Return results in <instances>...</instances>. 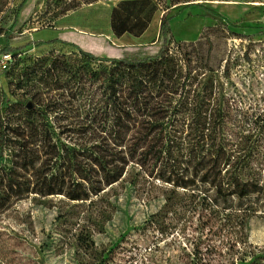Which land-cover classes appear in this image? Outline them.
I'll return each mask as SVG.
<instances>
[{"label": "trees", "instance_id": "trees-1", "mask_svg": "<svg viewBox=\"0 0 264 264\" xmlns=\"http://www.w3.org/2000/svg\"><path fill=\"white\" fill-rule=\"evenodd\" d=\"M191 5L218 17L187 0L185 6ZM157 10L154 0H119L109 11L110 31L139 37ZM17 15L2 32L0 51L12 55L8 66L18 71L12 74L18 88L25 90L34 77L43 89L35 91L30 108L20 102L19 112L10 110L11 99L0 93L5 110L0 111V154L8 152V163L0 166V209L29 196H59L108 217L114 211L111 192L122 182L142 197L160 193L161 206L146 220L159 231L196 214L202 226L219 220L244 230L255 208L238 203L264 192V181L226 169L230 162L217 136L220 116L212 89L190 86V58L181 44L177 53L170 48L171 16L164 12L159 20L156 51H150L151 44L105 42L97 56L88 46L71 44L76 54L46 55L17 68L25 47L9 42ZM51 114L58 126L48 119Z\"/></svg>", "mask_w": 264, "mask_h": 264}, {"label": "rangeland", "instance_id": "rangeland-1", "mask_svg": "<svg viewBox=\"0 0 264 264\" xmlns=\"http://www.w3.org/2000/svg\"><path fill=\"white\" fill-rule=\"evenodd\" d=\"M21 1L0 0V50L5 43L2 32L18 12L9 36L11 46H25L19 51L17 68L46 55L76 54L71 45L76 44L67 41L72 36L82 39L84 49L88 46L89 52L100 55L93 42H110L105 37L111 33L109 11L119 0H25L18 9ZM154 1L158 10L143 37L126 34L120 41L111 38V43L151 44L150 51H156L159 20L164 12L171 16L170 48L177 53L179 43L190 58V86L199 92L212 89V105L220 116L217 136L230 162L226 169L261 183L264 0H190L218 17L195 5L185 6L187 0ZM174 2L179 3L172 5ZM88 31L100 36L94 41ZM57 37L64 39L51 41ZM40 40L46 45L38 44ZM17 72L9 66L0 69V93L5 91L11 99L10 110L19 112L20 102H32L35 91L43 87L33 77L25 90L18 88ZM0 111L5 110L0 107ZM48 119L56 122L52 114ZM7 156L6 151L0 154V166L8 163ZM111 193L114 211L108 217H96L92 208L73 205L59 196H29L0 209V264H247L253 258L255 264H264V192L238 203L241 208H255L248 213L243 231L219 220L202 226L197 214L159 231L146 220L161 206L160 193L153 190L142 197L122 182ZM231 199L232 204L237 203L236 197ZM80 240L87 242L80 244Z\"/></svg>", "mask_w": 264, "mask_h": 264}, {"label": "crops", "instance_id": "crops-1", "mask_svg": "<svg viewBox=\"0 0 264 264\" xmlns=\"http://www.w3.org/2000/svg\"><path fill=\"white\" fill-rule=\"evenodd\" d=\"M109 29H110V27H109ZM147 30H148V28H147ZM146 30V31H147ZM146 31L141 35V36H139L138 38H141V37H143V35H145V33H146ZM89 33H87V36L89 37H91V39L92 40H96L97 38L96 37H99L100 36V34L98 33L97 35H94V33H91L90 31H88ZM111 32V31H110ZM124 35H126V34H124ZM124 35H122L121 37H116V36H114L112 33H109V35L107 34V35H105V37L108 39L109 38V41L110 42H112L111 41V38H115L116 40H122V37H124ZM56 39H64V38H62V37H57V38H55V39H53V40H51V41H55V43H57L56 41H58V40H56ZM70 40H67V41H70V42H72V43H75L76 45H78L79 47H81V44H80V42L79 41H81L82 39H80V40H78V38L76 39V37L75 36H72V38H69ZM40 41H43V40H40ZM93 42V41H92ZM96 43H94L93 42V44L94 45H97V46H93V48H99L100 49V55H97V56H101V55H103V43L104 42H102V41H95ZM113 43V42H112ZM46 45V44H45ZM116 46H122V45H140V43H138V44H136V43H132V44H115ZM82 48V47H81ZM91 53H93V52H91ZM94 54V53H93ZM94 55H96V54H94Z\"/></svg>", "mask_w": 264, "mask_h": 264}, {"label": "built area", "instance_id": "built-area-1", "mask_svg": "<svg viewBox=\"0 0 264 264\" xmlns=\"http://www.w3.org/2000/svg\"><path fill=\"white\" fill-rule=\"evenodd\" d=\"M12 55L10 53H3L0 56V69L4 70L11 63Z\"/></svg>", "mask_w": 264, "mask_h": 264}, {"label": "water", "instance_id": "water-1", "mask_svg": "<svg viewBox=\"0 0 264 264\" xmlns=\"http://www.w3.org/2000/svg\"><path fill=\"white\" fill-rule=\"evenodd\" d=\"M30 107H31V103L28 102V103H27V108H30Z\"/></svg>", "mask_w": 264, "mask_h": 264}]
</instances>
